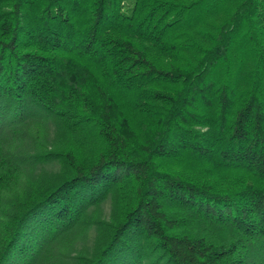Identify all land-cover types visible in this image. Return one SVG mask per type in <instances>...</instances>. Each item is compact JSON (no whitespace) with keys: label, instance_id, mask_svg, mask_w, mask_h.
I'll list each match as a JSON object with an SVG mask.
<instances>
[{"label":"trees","instance_id":"obj_1","mask_svg":"<svg viewBox=\"0 0 264 264\" xmlns=\"http://www.w3.org/2000/svg\"><path fill=\"white\" fill-rule=\"evenodd\" d=\"M0 264H264V0H0Z\"/></svg>","mask_w":264,"mask_h":264}]
</instances>
